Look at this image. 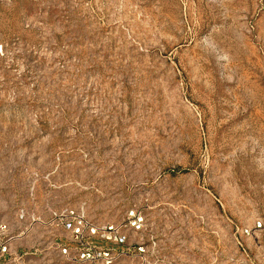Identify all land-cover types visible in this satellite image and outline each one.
Masks as SVG:
<instances>
[{"label":"rangeland","instance_id":"374dc122","mask_svg":"<svg viewBox=\"0 0 264 264\" xmlns=\"http://www.w3.org/2000/svg\"><path fill=\"white\" fill-rule=\"evenodd\" d=\"M67 211L115 264H264V0H0V222L101 264Z\"/></svg>","mask_w":264,"mask_h":264},{"label":"built area","instance_id":"2783aa9c","mask_svg":"<svg viewBox=\"0 0 264 264\" xmlns=\"http://www.w3.org/2000/svg\"><path fill=\"white\" fill-rule=\"evenodd\" d=\"M54 216V225L66 233L64 236L52 238L51 248L57 250L60 257L70 262L78 261L79 258L85 262L97 261L101 264H115L122 257V251L99 247L91 242V239H96L114 246H125L127 237L113 226L101 228L79 217L74 211L54 214ZM255 230L264 231V223L259 221ZM246 233L249 234L250 231L246 230ZM24 235L25 233L16 234L10 225L0 222V264H34L37 254L18 244V240ZM62 239L76 247L70 248L66 243H60Z\"/></svg>","mask_w":264,"mask_h":264}]
</instances>
